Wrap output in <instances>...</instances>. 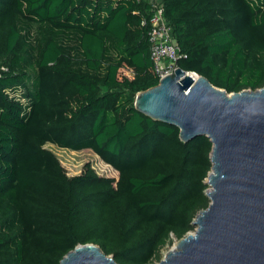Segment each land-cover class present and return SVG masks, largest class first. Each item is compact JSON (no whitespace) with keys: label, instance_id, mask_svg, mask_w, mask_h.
I'll use <instances>...</instances> for the list:
<instances>
[{"label":"trees","instance_id":"trees-1","mask_svg":"<svg viewBox=\"0 0 264 264\" xmlns=\"http://www.w3.org/2000/svg\"><path fill=\"white\" fill-rule=\"evenodd\" d=\"M176 65L227 94L264 88V0H159ZM148 0H0V264H59L94 244L152 264L205 210L211 144L134 109L158 84ZM130 68L132 77L125 76ZM47 145L90 150L67 176Z\"/></svg>","mask_w":264,"mask_h":264},{"label":"water","instance_id":"water-1","mask_svg":"<svg viewBox=\"0 0 264 264\" xmlns=\"http://www.w3.org/2000/svg\"><path fill=\"white\" fill-rule=\"evenodd\" d=\"M134 109L178 128L184 144L197 137L211 144L204 182L209 205L192 221L193 233L158 264H264V88L227 94L177 67L138 93ZM59 264L117 263L85 244Z\"/></svg>","mask_w":264,"mask_h":264},{"label":"built area","instance_id":"built-area-1","mask_svg":"<svg viewBox=\"0 0 264 264\" xmlns=\"http://www.w3.org/2000/svg\"><path fill=\"white\" fill-rule=\"evenodd\" d=\"M149 4L151 6L148 23L149 57L152 63L151 72L159 82L177 68L176 62L183 56L171 37L161 2L150 0Z\"/></svg>","mask_w":264,"mask_h":264},{"label":"rangeland","instance_id":"rangeland-1","mask_svg":"<svg viewBox=\"0 0 264 264\" xmlns=\"http://www.w3.org/2000/svg\"><path fill=\"white\" fill-rule=\"evenodd\" d=\"M150 0H148L149 2ZM159 1V0H156ZM125 76L129 79L132 77V71L130 68L125 70ZM46 148L50 150L58 159L60 165L64 168L67 176H74L80 174L85 165H88L98 176L117 178V173L108 165L104 164L98 156H96L90 150L82 151H69L66 149H58L53 146L47 145ZM208 190L206 188L205 192ZM204 192V193H205ZM193 231L188 232L186 235L192 234ZM185 235V237H186ZM183 239V238H182ZM181 240V239H180ZM174 236H170L168 241H166L160 248L159 258L154 260L152 264H158L162 260L165 254L176 246L179 241Z\"/></svg>","mask_w":264,"mask_h":264},{"label":"bare ground","instance_id":"bare-ground-1","mask_svg":"<svg viewBox=\"0 0 264 264\" xmlns=\"http://www.w3.org/2000/svg\"><path fill=\"white\" fill-rule=\"evenodd\" d=\"M194 79H196L197 77L196 76H193Z\"/></svg>","mask_w":264,"mask_h":264}]
</instances>
